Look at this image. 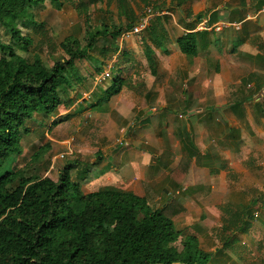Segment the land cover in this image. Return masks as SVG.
<instances>
[{"label": "crops", "instance_id": "crops-1", "mask_svg": "<svg viewBox=\"0 0 264 264\" xmlns=\"http://www.w3.org/2000/svg\"><path fill=\"white\" fill-rule=\"evenodd\" d=\"M121 1L117 3L118 16L126 24L123 28L120 25L113 28V31L121 29L119 36L112 38L108 35L119 43L109 54L116 66L99 73L109 71L111 75L117 67V78L124 81L123 86L114 92L117 87L113 86L112 80L109 87L100 89V95L96 93L91 98V93H81L80 98L76 94L75 101L68 105L63 103L54 116L48 117L50 125L56 121L61 123L55 127L56 138L49 139L51 144L55 151L66 150L59 156H53V162L64 154H74V158L79 155L90 157L89 165L82 163L83 166H79L80 169H88L82 185L90 182L98 187L94 191L115 189L138 197L149 196L150 187L155 186L157 194L152 197L159 201L163 199V193L171 195L164 186L170 185L169 172L186 153L176 135L182 129L187 130L192 134L199 157L192 159L183 183L182 191L189 190L183 200L186 212L179 218L190 213L192 203L204 201L206 195L195 188L213 187L217 182L219 186L234 185L244 171L241 163L248 157L240 158V153L236 152L229 154L228 161L224 163H209L214 128L211 123L218 126L226 122L228 132L224 137L238 140L240 133L230 121L238 120L235 117L244 120V112L240 110L244 108V102L252 100L257 103L262 97L259 92H264V0H160L165 2V10L154 14L148 9L151 11L149 25L139 34H132L131 29L126 28L130 22L136 25L148 10L139 16L138 7L130 0H124L122 3H126V8L133 13L129 20L120 15ZM215 27H220V30H215ZM160 28L165 31L166 41L157 48L152 42V32ZM202 31L208 32L209 43L200 44L196 56L183 54L177 40L188 33ZM88 60L98 62L92 56ZM242 88L247 92L259 89V92L233 101L238 97L237 90ZM126 90H130V95L120 97ZM117 95L119 98H113ZM174 100L186 107V113H163L168 101ZM114 101L126 109V114H123L129 118V124L121 128L119 140L109 139L103 149L98 148L97 141L92 142L93 138H89L90 143L84 142L87 136L77 142L76 147L72 143L73 138L58 140L65 135L63 130L69 125L81 124L77 130L97 128L99 123H93V119H107ZM200 105L208 107L211 113L216 111L217 116L199 115ZM226 110L232 115L224 117L219 114ZM88 118H91L90 125L87 124ZM237 146H241L240 141ZM99 152L102 153L101 161L96 162L95 156Z\"/></svg>", "mask_w": 264, "mask_h": 264}, {"label": "trees", "instance_id": "trees-1", "mask_svg": "<svg viewBox=\"0 0 264 264\" xmlns=\"http://www.w3.org/2000/svg\"><path fill=\"white\" fill-rule=\"evenodd\" d=\"M45 2L61 8L65 0H0V26L10 30L13 40L9 45L0 43L4 53L0 58V264H209L212 255L201 249L197 237L183 238L181 250L174 245L182 235L175 220L186 212L183 200L189 189L182 191L183 183L192 159L199 157L187 130L176 135L186 153L169 172L174 198L164 196L160 202L150 195L138 197L115 189L85 194L81 182L88 169H80L76 160L64 165L57 181L26 177L15 169L1 174L9 158L22 153L27 122L39 113L54 116L60 105L72 102L65 97L69 98L75 61L89 59L99 39L121 34V29L112 32L104 25L93 30L87 17L85 45L68 36L59 44L65 57L52 66H46L39 56L30 61L15 51L18 46L26 52L31 44L17 22L37 26L29 9ZM122 2L120 15L130 20L132 12ZM133 26L130 22L126 29ZM152 37L157 48L166 41L161 28L154 29ZM209 40L208 32L202 31L180 37L177 44L183 54L196 56L199 45ZM100 71L97 67L96 73ZM123 83L114 79V92ZM72 172H76L74 179ZM222 208L227 215L221 227L224 233L249 230L250 206ZM223 245L229 249L230 239Z\"/></svg>", "mask_w": 264, "mask_h": 264}, {"label": "rangeland", "instance_id": "rangeland-1", "mask_svg": "<svg viewBox=\"0 0 264 264\" xmlns=\"http://www.w3.org/2000/svg\"><path fill=\"white\" fill-rule=\"evenodd\" d=\"M130 1L138 7L139 16L144 15L148 9H151L154 14H160L162 10H165L164 1ZM117 3L118 0H98L94 4H89L88 0H65L61 8H56L49 2L35 6L29 9V14L37 26L22 21L17 22L18 29H20L23 36L30 38L31 44L26 52L18 46L15 47V51L19 56L28 58L30 61H33L35 56H39L45 65L50 67L56 60L65 57L59 44L66 37H76L82 46L86 44L87 17L93 30L103 25L111 31L114 30V27H118V25L123 28L126 23L122 22L118 16ZM0 43L3 45L13 43L10 30L2 26H0ZM117 44L119 43L114 42L109 36L97 41L96 48L94 52L90 53V56L101 63L89 60L76 61L75 72L74 74H70L72 86L67 91V97L69 98L65 97V99L72 101L77 98L76 94H79L81 98V93H91L92 98L96 93L100 95V89L110 86L112 80L119 75L118 68L116 67L112 70L110 78L106 81H97L100 73L97 74L94 70L95 66L101 68L102 72L105 69L116 66V62L109 54H111L115 47H118ZM3 55L4 53L0 49V58ZM259 89L258 91L252 90L248 92L243 88L242 90L239 89L237 90L238 97H234L233 101H240L244 96L251 97L254 92H259ZM259 94H262V97L257 103L248 100L244 102V108L240 107L241 113L244 112V120L240 119V117H235L238 120L230 121L233 127H236L238 133H240L238 140L228 139V136L224 137L228 132L226 131L228 128L227 124H225L226 122L220 123L218 126L211 123L214 128L212 147H210L212 150L210 156H208L209 163L212 165H219L221 161L224 163L228 161L229 158L227 157L229 154H233V152L240 153V158L247 156L248 159L244 163H241L244 171L241 173L239 179L235 181L234 185L219 186V182H217L213 187L202 186L195 188V190H199L200 194L206 195L204 201L192 203L190 205V213H186L179 218L177 217L175 220L176 228L182 232L178 242L174 244L177 249L181 250L183 238L193 235L197 237L201 249L211 253L212 259L209 264H264V92H259ZM128 95H130V90L124 91L120 97H128ZM113 98L117 99L119 96L117 95ZM170 102L172 105L169 106ZM178 103L175 100L168 101V107L162 110L163 113H186V107ZM117 104L116 101L112 102V107L110 106L112 112H110L107 119L99 118L98 121L93 119V123H99L97 128L92 126L91 128L86 127L85 130H77V127H81V124L69 125L68 128L63 130L65 135L58 138V140L73 138L72 143L75 145L87 136L83 141L90 143L89 138H93L92 142L97 141V146L100 149L105 148L108 145L109 139L113 137L114 141L119 140L122 135L121 128L129 124L127 120L129 118H125L123 114H126V109L120 104L117 106ZM199 108V115L217 116L218 114L216 111L211 113L209 108L204 105H200ZM128 110H130V107H128ZM221 113L224 117L225 115H232L228 110L219 112V114ZM90 120L91 118H88L87 124H89ZM59 124L61 123L55 124L54 122L50 125L49 118L42 116L41 113L35 115L32 121H28L25 125V130L22 131V153L18 156L10 157L2 168L1 174L10 169H15L16 171L23 172L26 177H49L57 181L59 173L66 163L76 160L79 161L80 166H83V164L89 165L90 157L82 158L79 155L77 156L78 158H74V154H64L63 157L55 158L53 162V156H59L66 151L65 149L55 151L49 140L56 138L57 132L55 127ZM239 141L241 146L236 147ZM101 156V152L95 156L96 162L101 161L99 159ZM91 157L93 158V156ZM222 158L224 160H221ZM75 175L76 173L72 172L73 179ZM229 180L227 178V181ZM150 188L149 194L152 199L153 194H157V187ZM81 189L87 194L97 190L98 187L92 186V183L88 182L84 183V185L81 183ZM164 190L171 192V195L166 196L163 193V198L164 196L167 198L174 197L175 192L171 185H165ZM158 202L157 204L159 205ZM223 206L232 209H236L239 206H250L249 211L252 215V221L251 227L246 233L232 235L233 230L228 233H224L221 230V227L225 224L223 217L227 218V215L223 211ZM226 238H229L232 244L229 249L223 248Z\"/></svg>", "mask_w": 264, "mask_h": 264}, {"label": "built area", "instance_id": "built-area-1", "mask_svg": "<svg viewBox=\"0 0 264 264\" xmlns=\"http://www.w3.org/2000/svg\"><path fill=\"white\" fill-rule=\"evenodd\" d=\"M262 11L264 12V7L262 9ZM150 10L147 11V15L145 17H143L136 25H134L130 31V33L132 34H139L142 31L146 30L148 25H149V21H150ZM215 30L219 31L220 27H215ZM110 72L109 71H105L103 74H101L100 76L97 77L98 81H105L106 79L110 78ZM63 157V155L61 156Z\"/></svg>", "mask_w": 264, "mask_h": 264}]
</instances>
